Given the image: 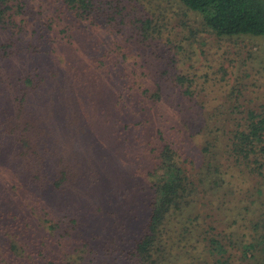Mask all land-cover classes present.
Here are the masks:
<instances>
[{
	"label": "trees",
	"instance_id": "16d2710c",
	"mask_svg": "<svg viewBox=\"0 0 264 264\" xmlns=\"http://www.w3.org/2000/svg\"><path fill=\"white\" fill-rule=\"evenodd\" d=\"M179 1L218 37L264 39V0ZM159 11L0 0L2 263L264 264V105L205 122L201 142L177 114L167 129L164 108L191 96L192 79L172 73L181 52L165 58L176 45ZM103 25L123 41L98 56L90 39ZM145 47L166 50L155 54L167 67L146 70L155 86L128 65ZM120 153L122 184L121 170L105 175Z\"/></svg>",
	"mask_w": 264,
	"mask_h": 264
},
{
	"label": "rangeland",
	"instance_id": "374dc122",
	"mask_svg": "<svg viewBox=\"0 0 264 264\" xmlns=\"http://www.w3.org/2000/svg\"><path fill=\"white\" fill-rule=\"evenodd\" d=\"M148 1L153 3L154 8L161 10L159 13L170 18L169 31H164L163 35L165 41L168 39L173 45H176V48L167 49L168 55L164 48H162L164 51L146 47L135 48L128 54L130 63L128 65L135 68L142 76L140 78L145 87L150 86L151 83L154 85L157 80L151 82V79H147L149 74L146 73V70L148 71L149 65H152V62L156 63L154 70H162L167 67L164 61L156 59V54L159 55L161 52L169 60L176 56L177 47H179L178 53H181L177 59L182 60L178 64L180 72L172 73L174 75L179 73L192 79L191 96L186 98L180 96L174 104L175 108L169 106L170 104L164 108V125L167 129L177 121L181 122V118H187L192 123L194 131L202 132V134L199 133L201 139L198 138L201 142L208 131L204 125L205 122H209L210 127L216 121L229 124L233 119L243 118L236 109L238 105L256 108L264 105L263 38L252 36L218 37L205 27L199 14L188 10L179 0ZM39 4L40 2H36L34 5L39 6ZM51 15L53 12H49L47 17ZM100 23L104 24L103 21ZM25 39H30V37ZM121 41H123V37L120 34L116 31L112 33L109 29L104 28V25L103 29L98 28L97 33L90 39V42L99 48L96 52L98 56L104 54L105 51H110L116 42ZM147 55L150 56V59H145ZM147 61H149L148 64ZM168 86L174 87L171 82ZM220 112L222 116H220ZM174 114H177V121L173 117ZM196 146L193 151L200 154V145ZM125 162L126 160L120 153L115 162H112L107 168L105 173L107 179L116 181L111 176L117 170H121L120 184L124 183L126 181L125 173L131 169ZM0 235H2L1 232ZM2 246L3 240L0 241V264H4L1 262Z\"/></svg>",
	"mask_w": 264,
	"mask_h": 264
}]
</instances>
